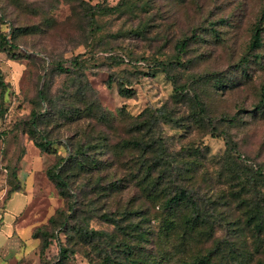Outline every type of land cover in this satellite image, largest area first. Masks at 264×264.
I'll return each mask as SVG.
<instances>
[{"label": "rangeland", "instance_id": "rangeland-1", "mask_svg": "<svg viewBox=\"0 0 264 264\" xmlns=\"http://www.w3.org/2000/svg\"><path fill=\"white\" fill-rule=\"evenodd\" d=\"M124 1L0 0V34L22 51L0 52V264H56L60 243L59 264H264V28L249 50L264 0ZM121 3L97 23L88 11ZM33 110L57 154L35 146ZM80 149L63 198L47 170ZM181 189L203 214L188 236L192 204L167 205ZM59 209L42 251L33 235Z\"/></svg>", "mask_w": 264, "mask_h": 264}, {"label": "trees", "instance_id": "trees-1", "mask_svg": "<svg viewBox=\"0 0 264 264\" xmlns=\"http://www.w3.org/2000/svg\"><path fill=\"white\" fill-rule=\"evenodd\" d=\"M131 0L124 1V3H129ZM148 3V2H147ZM123 3H121L119 6H116L115 8H97V7H92L91 9L89 8L88 11L90 12V15L95 23H97L96 16L98 14H107L111 13L115 10H118L120 6ZM98 9V10H97ZM262 22H259L258 24H255L253 28V34H252V39L251 43L249 46L250 51H255L259 49L262 46V32H263V26L261 25ZM191 37H184L183 39L179 40L176 44V48L178 50L176 59L179 61L181 59L182 54L185 52L187 46L189 45ZM0 52L1 53H6L11 60H18L21 56L20 53H22L21 50L18 49V47L12 42L11 37L8 34L1 33L0 34ZM123 62L126 63H133L130 58H122ZM143 60H139L138 62L133 63L135 66L138 65V63H142ZM60 70H64L61 65L59 66ZM121 92H124V89L121 90ZM181 91L179 90V86L176 84L175 86V93L173 95V99L175 101H178L181 99ZM43 91L39 92L40 96H43ZM197 105H199V101H196ZM200 107V112L204 111L203 107ZM157 113L162 116V119H164V122L166 124L170 123L173 120V115H171L170 112L166 110L165 107H162L157 110ZM28 125V133L31 136L32 140L34 141L35 146L41 150L43 153L47 154H57L54 152L55 148L54 147V142L49 140L46 136L41 134L38 136V128L40 124L39 120V113H37L35 110H33L30 114V119L29 121L25 122ZM145 123V122H144ZM6 133L5 132H0V142L3 140L5 137ZM128 146L138 148L140 150H148L149 147L148 145L143 141V140H133L129 141L127 143ZM84 150H77L76 152V157L73 159L70 155L68 157H62L60 154H58V158L56 162L47 170V177L48 179L53 182L56 186V188L59 191V195L63 198H68V191H69V181L67 179V172H68V167H70L74 161H79L78 156L83 152ZM153 166L156 167L158 165L164 166L165 171L167 172L169 169V166H172L171 164V159L169 156V151L166 150L165 146L161 144V148L159 150V153L157 156L153 159ZM152 167H147L146 168V177L151 178V174L153 172ZM20 190L18 188H14L9 192V195H12L14 193L19 192ZM188 203L192 204V207L194 209L193 215L186 221L184 222V235L190 234V230L194 229L196 225L199 223L203 222V214L201 212L200 207L198 204L194 201V199L189 195L188 190L181 189L179 192H177L173 197H171L167 201L168 209L170 211H176L182 203ZM261 214V209H257L254 211V215H260ZM63 216V225L59 228L60 231L63 232V228L65 227V224L67 223V216H65V213L59 209L57 214L53 217L50 218L48 225L38 228L33 237L35 239L42 238L43 240V247L42 251L46 249L49 246V243L46 241L49 233V227L53 226L55 227L56 224L59 222L60 217ZM59 217V218H58ZM87 232L83 231V234H86ZM41 243V242H40ZM71 251L65 247L64 244L60 243L59 246V261L56 264H59L64 261V259H67ZM209 263V256H203L201 258L195 259L192 263H184V264H208ZM42 264H50L49 262L43 261Z\"/></svg>", "mask_w": 264, "mask_h": 264}]
</instances>
